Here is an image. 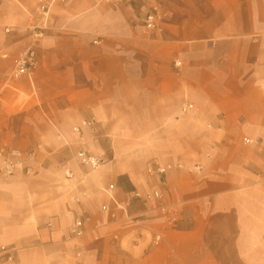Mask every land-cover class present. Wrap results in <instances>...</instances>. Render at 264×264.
I'll use <instances>...</instances> for the list:
<instances>
[{
    "label": "crops",
    "instance_id": "obj_1",
    "mask_svg": "<svg viewBox=\"0 0 264 264\" xmlns=\"http://www.w3.org/2000/svg\"><path fill=\"white\" fill-rule=\"evenodd\" d=\"M0 91V264H264V0H0Z\"/></svg>",
    "mask_w": 264,
    "mask_h": 264
},
{
    "label": "built area",
    "instance_id": "obj_2",
    "mask_svg": "<svg viewBox=\"0 0 264 264\" xmlns=\"http://www.w3.org/2000/svg\"><path fill=\"white\" fill-rule=\"evenodd\" d=\"M159 22V7L152 8L146 18H145V27L147 30L154 31L157 29ZM41 37V34H37L36 39H39ZM37 65V55L34 49L30 48L26 50L20 58L17 60L16 65L10 75L7 77V82H13L20 80L22 78L28 77L30 78L32 76V72L34 67ZM177 66H179L178 63H176ZM2 96V92L0 91V98ZM193 107L190 105H184L182 107V112L187 113L190 110H192ZM85 127L89 126V123L84 124ZM74 133L77 134L81 141H83V132L81 128H75ZM19 154L18 153H7L5 150H0V172L5 171L8 175H13L15 171L19 168ZM78 158L80 160V163L84 166L90 167L92 170H96L100 168L104 161L90 155L89 153L85 151H81L78 154ZM153 171V172H152ZM166 169L164 168H157L155 170H150L151 173H155L159 175L160 177L165 176ZM67 175L70 176L71 174L67 172ZM155 197L162 198V195L160 193H155ZM104 211H108L107 208L104 209ZM164 215L168 214L167 210H162ZM115 218V216H113ZM85 233L84 231V222L82 220H77L74 224V227L72 229V234L75 236H82ZM160 237L156 238V242H160ZM0 260H7L12 261L13 257L11 255L10 250L7 247H1L0 248Z\"/></svg>",
    "mask_w": 264,
    "mask_h": 264
},
{
    "label": "rangeland",
    "instance_id": "obj_3",
    "mask_svg": "<svg viewBox=\"0 0 264 264\" xmlns=\"http://www.w3.org/2000/svg\"><path fill=\"white\" fill-rule=\"evenodd\" d=\"M232 263L235 264V260L234 259H231Z\"/></svg>",
    "mask_w": 264,
    "mask_h": 264
}]
</instances>
